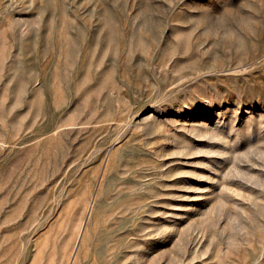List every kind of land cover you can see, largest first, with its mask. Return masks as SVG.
<instances>
[{
  "label": "rangeland",
  "instance_id": "rangeland-1",
  "mask_svg": "<svg viewBox=\"0 0 264 264\" xmlns=\"http://www.w3.org/2000/svg\"><path fill=\"white\" fill-rule=\"evenodd\" d=\"M0 264H264V0H0Z\"/></svg>",
  "mask_w": 264,
  "mask_h": 264
}]
</instances>
